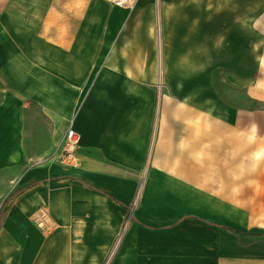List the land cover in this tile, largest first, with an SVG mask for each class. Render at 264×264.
Listing matches in <instances>:
<instances>
[{
	"label": "crops",
	"instance_id": "crops-1",
	"mask_svg": "<svg viewBox=\"0 0 264 264\" xmlns=\"http://www.w3.org/2000/svg\"><path fill=\"white\" fill-rule=\"evenodd\" d=\"M50 2L0 0V170L22 185L0 223V264H264V246L220 208L238 211L240 158L264 154V131L220 89L242 90L254 115L264 0ZM212 94L232 117L192 118ZM69 127L75 166L59 157ZM43 205L49 233L31 219Z\"/></svg>",
	"mask_w": 264,
	"mask_h": 264
},
{
	"label": "rangeland",
	"instance_id": "rangeland-1",
	"mask_svg": "<svg viewBox=\"0 0 264 264\" xmlns=\"http://www.w3.org/2000/svg\"><path fill=\"white\" fill-rule=\"evenodd\" d=\"M52 3V4H51ZM49 6L57 10H114L115 8L110 4L109 0H51ZM257 79L256 88L257 94L255 99V112L252 115L251 111H248V100L245 93L242 90L233 88L227 81H223V86L220 88L223 90L224 103H234L238 110L234 111L236 117L242 122H246L249 118H253L257 123V131H264V78H262L264 63H257ZM215 86V85H213ZM160 97V96H159ZM166 101L175 100V96L161 95ZM221 95L215 94L208 95V110L199 111L193 110L191 112L192 118H205L210 121L220 117L229 119L232 117V111L218 112L215 110V104L221 99ZM188 100V97H186ZM178 101V100H175ZM192 103L201 102L200 97L192 96ZM203 102V100H202ZM157 110H155V123L158 118V103L156 100ZM198 105V104H197ZM194 108V107H193ZM223 113V114H222ZM178 117H180V114ZM220 114V116H219ZM175 117V112L174 116ZM245 156V155H243ZM239 175L240 183L239 191V207L238 211L234 207L233 211L229 207H220L226 216H237L239 219V227L241 230H249L254 238V242L257 247L264 246V154L261 150H257L255 154L246 157H241L239 161ZM217 178L223 182H230L231 175H221ZM234 178V179H235ZM18 175L15 170L1 169L0 170V223L3 219L7 206L10 201L21 189L22 185H16ZM211 209L216 210L217 207ZM199 224V223H197ZM218 225L228 227L225 223H219ZM247 240V239H246ZM252 240L250 239V242Z\"/></svg>",
	"mask_w": 264,
	"mask_h": 264
},
{
	"label": "built area",
	"instance_id": "built-area-1",
	"mask_svg": "<svg viewBox=\"0 0 264 264\" xmlns=\"http://www.w3.org/2000/svg\"><path fill=\"white\" fill-rule=\"evenodd\" d=\"M110 3L117 7L131 9L136 0H109ZM82 148L80 134L72 127L66 130L61 148L60 159L67 165L75 166L77 163L76 153ZM31 219L36 227L42 233H49L54 229L49 209L46 205L40 206L31 214Z\"/></svg>",
	"mask_w": 264,
	"mask_h": 264
},
{
	"label": "trees",
	"instance_id": "trees-1",
	"mask_svg": "<svg viewBox=\"0 0 264 264\" xmlns=\"http://www.w3.org/2000/svg\"><path fill=\"white\" fill-rule=\"evenodd\" d=\"M2 221V220H1Z\"/></svg>",
	"mask_w": 264,
	"mask_h": 264
}]
</instances>
